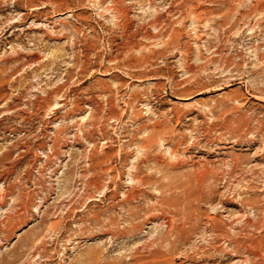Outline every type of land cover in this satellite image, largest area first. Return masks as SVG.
Segmentation results:
<instances>
[{
  "label": "rangeland",
  "instance_id": "374dc122",
  "mask_svg": "<svg viewBox=\"0 0 264 264\" xmlns=\"http://www.w3.org/2000/svg\"><path fill=\"white\" fill-rule=\"evenodd\" d=\"M0 264H264V0H0Z\"/></svg>",
  "mask_w": 264,
  "mask_h": 264
},
{
  "label": "bare ground",
  "instance_id": "6f19581e",
  "mask_svg": "<svg viewBox=\"0 0 264 264\" xmlns=\"http://www.w3.org/2000/svg\"><path fill=\"white\" fill-rule=\"evenodd\" d=\"M194 10V9H193ZM188 11V10H187ZM199 12V11H198ZM188 13V12H187ZM197 13V12H196ZM254 13V12H253ZM190 14V13H189ZM194 14V13H193ZM192 14V15H193ZM200 18V17H199ZM201 20V19H200ZM145 148V147H144ZM98 155V154H97ZM93 160V159H92ZM137 177V176H136ZM145 178V177H144ZM186 192V191H185ZM165 228H167V227H165ZM175 231V230H174Z\"/></svg>",
  "mask_w": 264,
  "mask_h": 264
}]
</instances>
